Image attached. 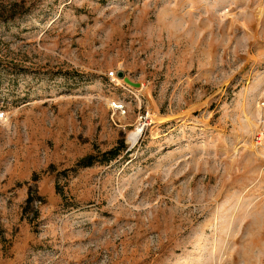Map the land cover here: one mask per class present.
Instances as JSON below:
<instances>
[{"label": "rangeland", "instance_id": "obj_1", "mask_svg": "<svg viewBox=\"0 0 264 264\" xmlns=\"http://www.w3.org/2000/svg\"><path fill=\"white\" fill-rule=\"evenodd\" d=\"M0 113V264H264V0H0Z\"/></svg>", "mask_w": 264, "mask_h": 264}, {"label": "bare ground", "instance_id": "obj_2", "mask_svg": "<svg viewBox=\"0 0 264 264\" xmlns=\"http://www.w3.org/2000/svg\"><path fill=\"white\" fill-rule=\"evenodd\" d=\"M137 86H140V84ZM144 126L145 123L143 121H138L134 128L128 133V141L132 146L138 142V139L143 132Z\"/></svg>", "mask_w": 264, "mask_h": 264}, {"label": "trees", "instance_id": "obj_3", "mask_svg": "<svg viewBox=\"0 0 264 264\" xmlns=\"http://www.w3.org/2000/svg\"><path fill=\"white\" fill-rule=\"evenodd\" d=\"M123 148H124V145H122L120 148H115V149L105 152L104 158H106V160H111L115 158L119 154L120 150ZM92 158H93L92 156H87L81 159L79 163H81L82 165H90L92 163Z\"/></svg>", "mask_w": 264, "mask_h": 264}, {"label": "built area", "instance_id": "obj_4", "mask_svg": "<svg viewBox=\"0 0 264 264\" xmlns=\"http://www.w3.org/2000/svg\"><path fill=\"white\" fill-rule=\"evenodd\" d=\"M108 75H109V78H115L117 76V73L114 71H110L108 73ZM112 108L115 110H122L124 108V106L122 103H118L117 101H113L112 102ZM2 117H3V113H0V118H2Z\"/></svg>", "mask_w": 264, "mask_h": 264}, {"label": "water", "instance_id": "obj_5", "mask_svg": "<svg viewBox=\"0 0 264 264\" xmlns=\"http://www.w3.org/2000/svg\"><path fill=\"white\" fill-rule=\"evenodd\" d=\"M117 75H118L119 78H122L128 84H132L133 86H137L139 84V83H135V82L131 81L129 78H127L124 75V72L123 71H119Z\"/></svg>", "mask_w": 264, "mask_h": 264}]
</instances>
